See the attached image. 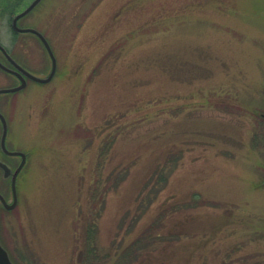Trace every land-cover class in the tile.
Returning a JSON list of instances; mask_svg holds the SVG:
<instances>
[{
  "label": "rangeland",
  "instance_id": "374dc122",
  "mask_svg": "<svg viewBox=\"0 0 264 264\" xmlns=\"http://www.w3.org/2000/svg\"><path fill=\"white\" fill-rule=\"evenodd\" d=\"M13 15L0 44L47 76ZM17 24L56 70L0 95L26 154L9 264H264V0H41Z\"/></svg>",
  "mask_w": 264,
  "mask_h": 264
},
{
  "label": "water",
  "instance_id": "95a60500",
  "mask_svg": "<svg viewBox=\"0 0 264 264\" xmlns=\"http://www.w3.org/2000/svg\"><path fill=\"white\" fill-rule=\"evenodd\" d=\"M41 0H31L29 2V4L27 6H25L21 11L17 12L16 14H14V16L11 19V27L14 31L16 32H30L33 33L35 36H37L39 38V40L41 41V43L43 44V46L45 47L50 60H51V69L50 72L48 73L47 76L45 77H40L37 76L31 72H29L28 70H26L25 68H23L22 66H20L4 49V47L0 44V50L1 52L5 55V57L7 58L8 62L11 64L12 67H9L5 64H3L0 61V69H2L5 72L14 74L15 76H17V78L19 79V84L14 85V86H8V87H2L0 88V95L1 94H6V93H12V92H17L20 91L21 89L24 88V86L26 85V81L27 79L39 82V83H45L48 82L54 75L55 73V69H56V58L53 54V51L48 43V41L46 40V38L43 36V34L41 32H39L38 30L31 28V27H19L17 25V21L23 17L24 15H26L27 13H29ZM0 120L2 122V127H3V131H2V135H1V146L3 147L4 150V139H5V134H6V120L3 116V114L0 112ZM7 153L9 154H16L19 152H15V151H7ZM26 161V155L23 152V160L21 161L20 165L18 166V168L14 171L13 173V178H12V185L14 188V181H15V176L17 174V172L19 171V169L22 167V165L25 164ZM7 171V168H5V173ZM15 198V196H14ZM15 201V200H14ZM14 205V203L12 204ZM3 263H9L6 253L5 251L0 247V264Z\"/></svg>",
  "mask_w": 264,
  "mask_h": 264
},
{
  "label": "flooded vegetation",
  "instance_id": "af4514ba",
  "mask_svg": "<svg viewBox=\"0 0 264 264\" xmlns=\"http://www.w3.org/2000/svg\"><path fill=\"white\" fill-rule=\"evenodd\" d=\"M261 116L264 118V114H261ZM0 127H1V130H0V173L2 175V180L0 182V220H1L2 215L14 209L18 203L19 184L21 183L20 175L23 170V165L15 176L14 188L12 185V178H13L14 171L18 168L21 161L23 160V150L11 149L6 143L7 123H6V134H5V139H4V147L6 150H4L3 147L1 146V135L3 131L1 120H0ZM7 151H15L19 153L9 154L7 153ZM5 168H7V171H6L7 173H5ZM13 203L14 205H12ZM0 247L5 251L7 259L9 261V255L6 249L4 248V246L2 245L1 241H0ZM3 264H6V263H3Z\"/></svg>",
  "mask_w": 264,
  "mask_h": 264
},
{
  "label": "trees",
  "instance_id": "16d2710c",
  "mask_svg": "<svg viewBox=\"0 0 264 264\" xmlns=\"http://www.w3.org/2000/svg\"><path fill=\"white\" fill-rule=\"evenodd\" d=\"M23 3H24V0H0V13L1 14H3L4 12H9L10 14H15V13H17V12H19L21 9V7L23 6ZM25 7V6H24ZM23 7V8H24ZM22 8V9H23ZM20 9V10H19ZM13 31V30H12ZM14 33H18V32H15V31H13ZM33 35V34H32ZM8 52V51H7ZM14 53H12V55H13ZM159 174V173H158ZM123 175V176H122ZM120 177H121V180H123V178H125V175L124 174H122ZM152 178V177H151ZM158 180L159 181H165L166 180V175L165 174H160L158 177ZM119 179V178H118ZM98 181H100V183H101V177L100 176H97L96 178H95V183L96 182H98ZM94 182H93V184H94ZM118 182V181H117ZM92 184V185H93ZM117 184V183H116ZM115 184V185H116ZM153 193V192H152ZM154 193H158V190L156 191H154ZM97 194V188H93V195H91V199L93 198V196H95ZM90 199V196H89V200H91ZM88 200V201H89ZM93 238L91 237V235H89V233H88V235L86 234V238H85V244L86 245H88L87 247H88V249H87V256L89 255L88 253H92V251H94L95 252V247L94 246H90L91 245V242H93ZM141 248V247H140ZM139 248V249H140ZM86 253V252H85ZM95 255V254H94ZM137 255H138V253H137V251H135L134 253H133V255L131 254H128L127 255V257H126V259L125 260H123L124 262H126L127 264H128V262L129 261H134L135 259H136V257H137ZM107 257H109V254L107 255ZM123 258H124V256H123ZM87 259V258H86ZM88 260V259H87ZM122 261V260H121Z\"/></svg>",
  "mask_w": 264,
  "mask_h": 264
}]
</instances>
